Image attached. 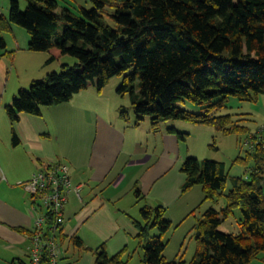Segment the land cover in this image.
<instances>
[{
    "label": "trees",
    "instance_id": "1",
    "mask_svg": "<svg viewBox=\"0 0 264 264\" xmlns=\"http://www.w3.org/2000/svg\"><path fill=\"white\" fill-rule=\"evenodd\" d=\"M24 1L23 12L17 0L11 1L9 21L26 30L27 50L50 53L49 63L57 56L77 62L61 64L58 72L20 90L6 107L11 123L20 113L37 116L40 107L64 103L90 86L100 92L111 78L121 76L117 93L129 95L134 125L148 117L153 133L172 120L209 126L224 136L245 135L241 145L246 151L232 163L249 169L245 176H230L224 163L210 160L186 158L181 166L183 192L200 186L203 202L225 200L224 207L210 206L197 218L190 231L196 245L191 260L165 259L164 237L172 224L164 208L144 204L140 219H132L140 264H248L264 259V131L251 133L232 115L215 114L229 97L252 100L264 93V0H90V8L60 6L57 0ZM184 101L199 106L201 113L176 107ZM119 111L127 119L124 108ZM167 132L180 140L186 136L173 128ZM249 142L252 147L246 146ZM134 193L140 201L139 190ZM237 209L240 231L220 230ZM62 225L56 234L63 246ZM21 232L29 237L32 230ZM101 250L99 264H126L131 258L127 247L112 257L103 246ZM64 252L58 264L68 258ZM29 254L28 245V260Z\"/></svg>",
    "mask_w": 264,
    "mask_h": 264
},
{
    "label": "crops",
    "instance_id": "2",
    "mask_svg": "<svg viewBox=\"0 0 264 264\" xmlns=\"http://www.w3.org/2000/svg\"><path fill=\"white\" fill-rule=\"evenodd\" d=\"M57 1L60 6H81L78 0ZM24 30L0 8V264H29L28 236L21 231L33 229L36 215L21 185L55 161L68 166L73 186L79 187L78 195L67 194L63 212L64 264H99L101 246L108 257L127 247L131 258L126 264H140L141 258L134 261L135 211L140 215L144 204L162 207L174 227L186 221L188 229L202 214L201 187L183 192L186 139L167 132L173 128L177 133L175 124L153 133L146 121L131 124L128 113L122 119V106L107 87L99 92L90 86L64 103L40 107L37 116L20 113L11 123L6 107L18 92L66 64H59L60 56L49 63L50 53L28 51ZM175 256L185 253L178 249Z\"/></svg>",
    "mask_w": 264,
    "mask_h": 264
},
{
    "label": "rangeland",
    "instance_id": "3",
    "mask_svg": "<svg viewBox=\"0 0 264 264\" xmlns=\"http://www.w3.org/2000/svg\"><path fill=\"white\" fill-rule=\"evenodd\" d=\"M12 0H0V8L2 11V15L4 17H9L10 3ZM19 3V9L23 12L26 8V2L24 0H17ZM79 4L84 8H90L91 3L90 0H78ZM22 28V27H21ZM24 30V28H22ZM25 31V30H24ZM26 35L27 32H24ZM29 35L27 36V38ZM29 40V38H28ZM1 42V39H0ZM29 44V41H28ZM47 53V52H40ZM50 58V57H49ZM48 58V59H49ZM47 59V60H48ZM77 62L75 58L70 56L61 57L60 63H66L70 66L74 65ZM60 65L57 67L55 72H58ZM52 73V72H50ZM122 77L116 76L113 77V80L107 84L106 89L110 90L111 94L118 98L122 108L129 114V121L133 124L136 120V115L133 112V107L131 105V101L129 95L126 93L124 95H120L117 93V89L121 86ZM105 89V90H106ZM117 101V102H118ZM226 107L220 109L215 114L223 115L229 114L232 115L234 120H241L240 123L244 126H247L251 133H255L259 128L264 126V93H260L257 96H252V100H239L235 97H229L225 102ZM176 107L180 109H184L186 111L192 113H201L200 107L196 106L188 101H184L176 104ZM120 108V107H119ZM144 120H141L140 123L146 121L149 123L148 117H143ZM165 124L167 127L174 126L178 129L177 133L186 134L184 143V149L188 152L187 158H195L198 161L210 160L215 162L224 163L226 167L229 169L230 176H245L246 172L249 169H245L243 166L239 164L233 165V160L238 156H243L246 148L241 145V142L245 140L244 134H231L224 136L222 133L215 131L213 128L209 126H205L202 124H192L184 121H172L168 120L166 122L161 123V128H165ZM229 189V182L227 183V187L225 192ZM129 200L133 201V193L130 192ZM125 202V200H123ZM195 202V201H194ZM225 200L221 198L218 202L213 204V202L207 200L205 202H201V206L199 208V212H203L208 209L210 206L214 207L215 210H219L220 207H224ZM136 217L140 219V215L135 211ZM240 210H235L234 215L227 218V220L220 226V230L227 233H238L240 231L238 222L241 219ZM180 217H177L176 220H180ZM176 221V222H178ZM172 225L171 228L165 234L164 239L168 240V244L164 250V257L167 261H178V259L184 260L185 262H189L193 256V253L196 249L195 241L191 237L192 232L189 228V224L185 221L177 225V228ZM190 230V231H189ZM156 233V231H154ZM181 253H185L184 257H176L175 252L178 250ZM136 254L134 256V261L139 262V258H141L142 251L137 249ZM248 264H264V259L258 258L253 259Z\"/></svg>",
    "mask_w": 264,
    "mask_h": 264
},
{
    "label": "built area",
    "instance_id": "4",
    "mask_svg": "<svg viewBox=\"0 0 264 264\" xmlns=\"http://www.w3.org/2000/svg\"><path fill=\"white\" fill-rule=\"evenodd\" d=\"M261 130L264 131V127ZM246 146L252 147L250 142ZM21 186L31 211L36 215L28 237L29 264H41L43 259L58 264L65 250L56 233L64 220L67 194L73 191L78 195L79 187L73 186L68 166L59 161L45 165Z\"/></svg>",
    "mask_w": 264,
    "mask_h": 264
}]
</instances>
